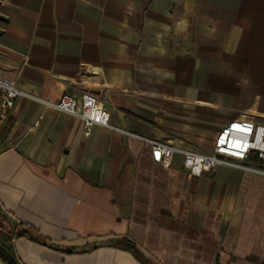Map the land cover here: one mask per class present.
<instances>
[{"label": "crops", "instance_id": "obj_1", "mask_svg": "<svg viewBox=\"0 0 264 264\" xmlns=\"http://www.w3.org/2000/svg\"><path fill=\"white\" fill-rule=\"evenodd\" d=\"M0 76L23 93L0 126L20 264H264V175L163 167L145 140L207 153L228 120L264 124V0H0ZM65 91L118 129L27 96Z\"/></svg>", "mask_w": 264, "mask_h": 264}, {"label": "built area", "instance_id": "obj_2", "mask_svg": "<svg viewBox=\"0 0 264 264\" xmlns=\"http://www.w3.org/2000/svg\"><path fill=\"white\" fill-rule=\"evenodd\" d=\"M22 94L14 79L0 76V126L7 118L16 98ZM27 96L78 117L82 121L85 134H88L94 125L118 129L110 123L109 110L98 103L96 95L92 92L82 91L77 95L65 91L54 102ZM39 122L40 117L33 121L31 128H36ZM145 140L150 144L152 159L163 167H167L173 156L179 154L183 165L194 175L212 170L219 164L264 175V124L247 118L230 119L222 125L215 133L212 147L207 153L178 147L158 139Z\"/></svg>", "mask_w": 264, "mask_h": 264}, {"label": "water", "instance_id": "obj_3", "mask_svg": "<svg viewBox=\"0 0 264 264\" xmlns=\"http://www.w3.org/2000/svg\"><path fill=\"white\" fill-rule=\"evenodd\" d=\"M0 255L9 263V264H20L13 253L6 248L3 244L0 243Z\"/></svg>", "mask_w": 264, "mask_h": 264}, {"label": "trees", "instance_id": "obj_4", "mask_svg": "<svg viewBox=\"0 0 264 264\" xmlns=\"http://www.w3.org/2000/svg\"><path fill=\"white\" fill-rule=\"evenodd\" d=\"M28 230H24V229H20V230H17L16 231V235H28ZM1 244H3L6 248H8L10 250V248L5 244L3 243L2 241H0ZM11 251V250H10ZM0 259H2V261L4 262V264H9L1 255H0Z\"/></svg>", "mask_w": 264, "mask_h": 264}]
</instances>
